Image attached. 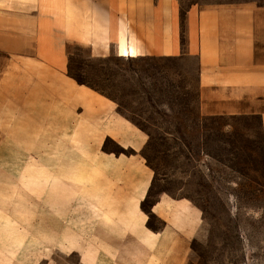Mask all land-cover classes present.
Returning a JSON list of instances; mask_svg holds the SVG:
<instances>
[{
  "label": "crops",
  "instance_id": "0c3cea01",
  "mask_svg": "<svg viewBox=\"0 0 264 264\" xmlns=\"http://www.w3.org/2000/svg\"><path fill=\"white\" fill-rule=\"evenodd\" d=\"M71 45L94 58H194L199 113L257 118L264 151V3L194 2L181 13L179 0H0V140L16 156H47L50 187L52 172L78 173L61 215L81 237L80 264H186L207 234L201 210L165 192L142 210L154 181L141 154L148 134L68 74Z\"/></svg>",
  "mask_w": 264,
  "mask_h": 264
},
{
  "label": "rangeland",
  "instance_id": "374dc122",
  "mask_svg": "<svg viewBox=\"0 0 264 264\" xmlns=\"http://www.w3.org/2000/svg\"><path fill=\"white\" fill-rule=\"evenodd\" d=\"M213 1L245 0H179L181 13L194 2ZM68 74L114 99L119 112L148 134L141 154L154 181L142 210L148 212L160 192L190 198L201 210L207 234L191 241L186 264H264V151L257 118L201 115L190 57L94 58L71 45ZM105 150L131 152L113 141ZM0 152L13 153L0 154V264H80L75 249L81 237L65 233L61 215L62 197L70 195L67 187L78 182V173L52 172L50 187L49 173L39 170L47 156H16L14 145L1 140ZM23 163L36 170L21 171ZM147 225L159 229L162 221L150 215ZM87 240L95 245V237Z\"/></svg>",
  "mask_w": 264,
  "mask_h": 264
},
{
  "label": "trees",
  "instance_id": "16d2710c",
  "mask_svg": "<svg viewBox=\"0 0 264 264\" xmlns=\"http://www.w3.org/2000/svg\"><path fill=\"white\" fill-rule=\"evenodd\" d=\"M260 4H263V3H260ZM71 76V75H70ZM71 77H73V76H71ZM78 83H81V84H85V83H83V82H81V81H79L78 79H76L75 77H73ZM86 85H88V84H86ZM89 87H91V88H93V89H95L94 87H92V86H90V85H88ZM95 90H97V89H95ZM98 91V90H97ZM100 92V91H99ZM123 149V148H122ZM118 153H126L125 151H123V150H121L120 152H118ZM149 165V164H148ZM150 166V165H149ZM151 167V166H150ZM150 212V210L148 211V213Z\"/></svg>",
  "mask_w": 264,
  "mask_h": 264
}]
</instances>
